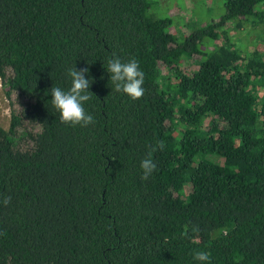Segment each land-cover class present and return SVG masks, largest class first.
<instances>
[{
  "label": "trees",
  "instance_id": "1",
  "mask_svg": "<svg viewBox=\"0 0 264 264\" xmlns=\"http://www.w3.org/2000/svg\"><path fill=\"white\" fill-rule=\"evenodd\" d=\"M222 2L178 37L150 0H0V80L26 101L0 127V264H264V55L227 31L264 29V0ZM114 58L139 63L142 98L115 91ZM73 67L92 81L87 127L51 102Z\"/></svg>",
  "mask_w": 264,
  "mask_h": 264
},
{
  "label": "rangeland",
  "instance_id": "2",
  "mask_svg": "<svg viewBox=\"0 0 264 264\" xmlns=\"http://www.w3.org/2000/svg\"><path fill=\"white\" fill-rule=\"evenodd\" d=\"M153 5L150 8L151 13L157 18H167L171 21L167 30L178 37L186 36L194 28L211 21L218 20L224 12L222 0H150ZM246 23V22H245ZM237 28L234 23L228 24V33L233 41L244 53H251L253 50L261 51L264 55V29L253 27L246 23ZM200 55L194 54L187 59L185 71L193 70L197 67L196 60ZM188 65V66H187ZM164 79L171 77L168 70L162 69ZM260 90V93H263ZM26 103L15 93L6 94L3 80H0V127L8 129L10 126L12 113H18ZM207 123H205L206 126ZM18 128L16 133V143L20 148L26 149L31 146V142L24 133L32 131V127ZM34 131V129H33Z\"/></svg>",
  "mask_w": 264,
  "mask_h": 264
},
{
  "label": "clouds",
  "instance_id": "3",
  "mask_svg": "<svg viewBox=\"0 0 264 264\" xmlns=\"http://www.w3.org/2000/svg\"><path fill=\"white\" fill-rule=\"evenodd\" d=\"M107 71L110 73V80L114 85L115 91L122 92L131 100L135 101L144 95V73L139 67V63L135 59L122 62L119 58L108 61ZM88 68L77 70L75 67L69 70L68 75L71 77V87L63 90L60 87L51 89L52 105L59 112L61 123L76 127H87L93 124L94 117L86 113L84 104L90 100L92 94L88 89L92 83L90 79H86ZM157 149H163V143L159 142L149 152L148 156L141 161L142 176L141 179L147 181L157 165L152 159V153ZM11 203V197L3 200V204L7 206ZM193 232L198 228H193ZM194 260L199 264H211L210 253L206 251H197L194 253Z\"/></svg>",
  "mask_w": 264,
  "mask_h": 264
}]
</instances>
